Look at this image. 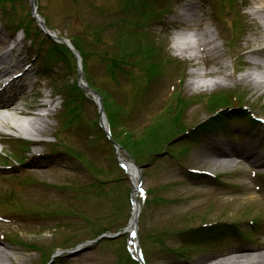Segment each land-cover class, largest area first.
Masks as SVG:
<instances>
[{"label":"rangeland","instance_id":"1","mask_svg":"<svg viewBox=\"0 0 264 264\" xmlns=\"http://www.w3.org/2000/svg\"><path fill=\"white\" fill-rule=\"evenodd\" d=\"M1 1L11 20L15 15L39 38L27 0ZM142 1L37 0L36 4L46 27L58 38L70 40L81 52L82 78L103 96L114 116V130L126 147L128 143L122 137L135 134L133 140L139 143L141 135L146 134L143 128L172 105V110L159 121L160 139L154 144L128 146L129 152L140 160L137 181L149 194L136 193L143 214L138 242L146 250L147 264H218L242 252L264 258V124L247 128L230 118L213 135L200 129L201 123L218 115L215 112L221 106H230L227 112L230 115L245 106L248 115L264 120V95L253 93L250 86L239 82L254 70L247 65L240 48L246 45L247 38L256 40L252 36L255 22L247 15L255 0H234L236 14L225 13L221 0L163 3L147 0V5ZM187 3L200 9L198 16L204 28H210L220 56L211 55L202 47L201 57L191 60L175 50L180 33L178 16L183 14ZM129 4L134 8L128 10ZM4 16L0 8V20ZM235 18L240 29L230 51L228 40L234 36L231 25ZM20 37L21 32L14 34L0 25V39ZM20 48L22 44L17 45L9 59L17 64V69L23 64L29 67V75L6 86L0 98L15 96L18 108L28 111L22 119L41 118L45 122L39 139L51 142L53 137H60L68 149L49 156L48 151L56 149L51 144L23 151L13 141L0 144V164L24 163L14 172H0V197L7 199L12 191L15 204L13 208L3 206L0 211V264H51L62 251L80 249L83 251L65 264H115L124 254V244L133 253L137 241L134 235L123 234L130 222L129 197L135 192L134 181L119 174L114 164L116 151L99 136L94 125L97 109L93 101L79 105L74 86L78 74L73 58L64 53L50 54L49 39L33 44L24 42L19 53ZM122 53L135 56L133 65H140L131 75L133 79L129 62V66L123 63L118 73L106 66V54L116 56L120 62ZM164 58H169L171 63L163 65ZM153 67L154 70H149ZM238 69L241 72L234 75ZM201 70L207 74L219 71L206 78L207 82H219V85L205 89L191 86L195 81L193 73ZM36 80L39 82L34 85ZM174 92L181 94L176 102L171 96ZM67 94L75 100L70 106L78 115L70 126L65 122L68 118L63 116ZM207 96H212L209 106L205 105L210 99L206 100ZM77 122L84 125H75ZM194 127L193 133H185ZM0 131L16 134L2 128ZM245 132L246 136L238 137ZM178 134L181 135L177 141L171 147L166 146L167 140ZM227 149L233 151L234 158L212 161L207 157L211 154L221 157ZM153 152L160 153L150 160L149 154ZM120 155L132 161L125 151H120ZM36 165L46 170L37 169ZM117 179L121 181L111 183ZM14 180H30L33 184L14 189L11 185ZM80 188L86 191L81 192ZM101 188L103 191H99ZM13 209H23L25 213L7 214V210ZM56 212L71 214L50 216ZM215 222L235 224L239 235L229 228L232 233L227 229L226 238L221 240L220 235L208 230L209 226L204 227L208 225L205 223ZM104 224L109 226L105 227L108 229L105 235L121 234L117 244L92 243L100 234L99 229L92 227ZM193 226L200 229L198 236L192 233L191 238L184 239L178 235ZM217 230L222 233L226 229ZM148 235L167 239L160 247L156 245V237L147 241ZM29 245H35L37 250ZM170 249L180 253L164 251Z\"/></svg>","mask_w":264,"mask_h":264},{"label":"bare ground","instance_id":"2","mask_svg":"<svg viewBox=\"0 0 264 264\" xmlns=\"http://www.w3.org/2000/svg\"><path fill=\"white\" fill-rule=\"evenodd\" d=\"M247 15L254 20L256 31L252 33V36L256 37V40L252 41L250 38L246 39V45L240 48L241 55L247 58V65L253 67L254 70L247 73L239 79V82L245 83L252 88L253 93H257L260 96L264 95V0H255L251 9ZM178 27L180 33L175 40V50H177L181 56L187 59L197 60L200 58L201 48H207L211 55L220 56V49L215 44L214 37L211 34L210 28H204L198 13L196 6L193 3H187L183 7V14L178 16ZM11 50H6L4 42L0 41V79L11 73V82L18 81L25 73L20 75L15 74L16 65H9V54ZM12 69V70H11ZM219 73L210 72L206 73V70L194 72L195 81L191 83L196 89L211 88L219 85V82H207L206 78L210 75ZM29 74H27L28 76ZM227 82V79L225 80ZM28 111L22 108H18L16 99H0V128L19 132L23 135H36L43 132L41 126L45 125V122L41 118H27L22 119L21 116H26ZM7 138L5 134L0 131V143L4 144ZM210 160L215 158L229 159L234 158L233 151L226 150L221 157L217 155L207 156ZM216 160V159H215ZM214 160V161H215ZM129 172L137 179V169L134 166L126 163ZM37 169L46 170L44 166L36 165ZM137 201V200H136ZM134 210L132 217V224L137 214V207ZM133 226V225H132ZM4 264V263H2ZM218 264H264V258L258 255L251 254L250 252H242L237 256H233Z\"/></svg>","mask_w":264,"mask_h":264},{"label":"trees","instance_id":"3","mask_svg":"<svg viewBox=\"0 0 264 264\" xmlns=\"http://www.w3.org/2000/svg\"><path fill=\"white\" fill-rule=\"evenodd\" d=\"M0 8L3 9L4 14H7V11H6L7 9L3 5V1H1V0H0ZM5 20H6V23L10 26V28L13 29V27H11V26L14 25V21L11 20L7 16H6V19ZM31 21L33 22V20H31ZM23 25L24 24L21 23L20 26H15V29H19V28L23 27L24 28L25 35H27L30 38H33L34 37V34H31L32 32L28 28V26H25L24 25L25 26L24 27ZM36 32H37L36 33L37 36L41 34V32L39 30H37ZM54 46H55V49L58 47V45H56V44H54ZM60 47L63 48L62 46H60ZM55 49L52 50L53 53L56 52ZM105 57H106V61L109 64L110 69L112 71L116 72L118 70L119 59H117L116 56H112V57L111 56H107V54L105 55ZM132 57H133V55L126 56V54H123L122 53L121 56H120V60L121 59H124V61H125L126 59H130ZM74 86H75V89L77 91V95H78L77 100L79 102V105H83V103L85 101L84 93L80 89H78L76 85H74ZM79 94H81V97H80ZM67 97H68V99L65 102V108L67 107V112L69 114H71V112H73V110L71 109L70 103L75 102V100L72 97L68 96V94H67ZM226 113L227 112H223V113L217 115L216 117H213L212 119L208 120L206 123L202 124L201 125V128H200L202 130V132L214 133V132L218 131L220 128H224L223 126H225V123H227L230 118L241 120V118L244 117V113L243 112H236L233 115H230V113L229 114L228 113L226 114ZM109 118H110V121L112 122L111 126H113V122H114L113 113H111V112L109 113ZM161 125L162 124H159V122H157L154 126H152L146 132L145 135H143L142 137L139 138V140H138L139 143H137V142H135L133 140V137H135V136L132 135V134H129L130 137H127L125 135L124 138L122 137V139H124L126 141V144L128 143V146H130V148H131L132 145H136L137 147H140V146H144L145 143H147V144H154V142L156 141L157 138L160 139V133L157 130H159V127ZM146 139H148L147 142H145ZM119 141H120V143L122 144V146L124 148H126L127 150H129V147L128 146L126 147L125 142H122L121 139H119ZM170 141H171V139L167 140L166 144H168ZM159 144H160V142H159Z\"/></svg>","mask_w":264,"mask_h":264},{"label":"water","instance_id":"4","mask_svg":"<svg viewBox=\"0 0 264 264\" xmlns=\"http://www.w3.org/2000/svg\"><path fill=\"white\" fill-rule=\"evenodd\" d=\"M31 7L34 9V0H30ZM41 25H43V22H40ZM49 34V33H47ZM62 43L66 44V46L70 49V51L73 53V55L76 57L77 60L80 59V54L70 45L67 44L66 40H62ZM94 95H97L96 92L92 91Z\"/></svg>","mask_w":264,"mask_h":264}]
</instances>
